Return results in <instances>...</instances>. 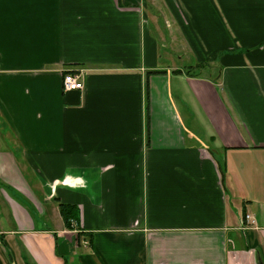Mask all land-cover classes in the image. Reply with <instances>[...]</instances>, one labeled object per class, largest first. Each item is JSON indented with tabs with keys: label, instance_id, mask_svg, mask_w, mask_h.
I'll use <instances>...</instances> for the list:
<instances>
[{
	"label": "crops",
	"instance_id": "0c3cea01",
	"mask_svg": "<svg viewBox=\"0 0 264 264\" xmlns=\"http://www.w3.org/2000/svg\"><path fill=\"white\" fill-rule=\"evenodd\" d=\"M0 264H264V0H0Z\"/></svg>",
	"mask_w": 264,
	"mask_h": 264
},
{
	"label": "built area",
	"instance_id": "2783aa9c",
	"mask_svg": "<svg viewBox=\"0 0 264 264\" xmlns=\"http://www.w3.org/2000/svg\"><path fill=\"white\" fill-rule=\"evenodd\" d=\"M84 72L81 70L67 72L63 75L62 90L64 93L72 91H81L84 88ZM245 220L249 224H254V220L250 215H245Z\"/></svg>",
	"mask_w": 264,
	"mask_h": 264
},
{
	"label": "trees",
	"instance_id": "16d2710c",
	"mask_svg": "<svg viewBox=\"0 0 264 264\" xmlns=\"http://www.w3.org/2000/svg\"><path fill=\"white\" fill-rule=\"evenodd\" d=\"M146 124L148 126V117L146 120ZM60 210H61V215H62L65 225L67 226L68 229H72V223L77 221L76 220V215H77L76 208L66 206V205H60Z\"/></svg>",
	"mask_w": 264,
	"mask_h": 264
}]
</instances>
